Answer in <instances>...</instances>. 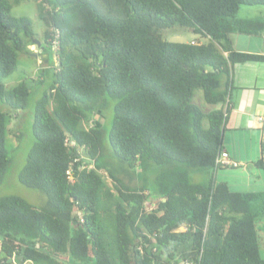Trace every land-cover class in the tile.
I'll use <instances>...</instances> for the list:
<instances>
[{"label":"trees","instance_id":"16d2710c","mask_svg":"<svg viewBox=\"0 0 264 264\" xmlns=\"http://www.w3.org/2000/svg\"><path fill=\"white\" fill-rule=\"evenodd\" d=\"M21 1L0 0V103L14 110L25 106L30 78L11 87L4 79L20 52L35 56L31 19L11 13ZM34 1L43 39L50 46L56 39L57 48L18 179L46 201L0 196V264H264L257 226L264 190H234L213 177L228 167L215 158L230 112L231 68L264 61L231 39L264 31V22L235 14L264 0ZM174 26L205 41L168 40L163 31ZM198 89L212 108L193 101ZM107 97L115 100L109 128ZM6 117L0 108V183L10 162ZM106 144L121 164L102 158ZM253 163L264 175L262 155ZM154 165V188L146 178L131 185L135 168ZM204 169L207 179H191Z\"/></svg>","mask_w":264,"mask_h":264},{"label":"rangeland","instance_id":"374dc122","mask_svg":"<svg viewBox=\"0 0 264 264\" xmlns=\"http://www.w3.org/2000/svg\"><path fill=\"white\" fill-rule=\"evenodd\" d=\"M262 7H264V5H241L235 16H260L262 15ZM11 13L16 16L24 15L31 19L32 27L36 34L35 38L41 42V45L37 46L36 43L33 42L29 46L32 52L36 53V57L25 52H20L18 54L16 69L4 79L6 87H11L23 79L30 78L27 83L29 86H31V92L23 108L14 110L9 108L4 103H0V108L7 112V131L4 139V146L10 158V162L4 172L2 182L0 183V196L14 194L24 198L33 205L39 206L46 201L45 194L39 189L31 188L22 184L18 179V175L24 167L27 154L33 143L32 118L35 103L37 100H39L44 92L49 90L54 78L53 71L55 67V60L51 46L48 45L43 39L45 25L37 15L36 2L34 0H22L19 4L12 7ZM163 33L168 40L172 41H189L192 39L196 41H205L204 38L192 33L188 28L180 26H174L172 28L166 29L163 31ZM48 41H50L49 38ZM40 49L46 50L47 57L44 55L40 56L38 54ZM42 56L44 58L41 59V61L39 58ZM44 66L46 69L42 71V67ZM193 101L198 103L204 110H208L213 107V105H209L203 100L202 91L200 89L195 91ZM114 104L115 100L107 97V106L103 120V125L105 128H109L111 124ZM224 131L225 134L222 135V146L225 148L231 147L232 145L229 141L230 132L227 129H224L223 133ZM104 138H107V133H105ZM254 145L255 142L253 140L251 148H253ZM102 158L112 166H117L119 163L109 144H106V149L104 150ZM237 160L241 163L239 166H228L216 169L215 173L213 174L214 180L216 182L225 181L234 190H264V175L254 167L253 163L250 161V157H244L245 161L237 157ZM159 170L160 167L156 165L145 170H142L139 167L135 168L136 174L140 175V177L137 175L136 179V176H134L130 183L131 185H135L136 183L141 184L145 182L146 178V185H148L150 188H154L155 176ZM102 173L107 183L111 186V179L107 173L105 171ZM210 174L211 171L209 169L200 171L196 170L191 173V179L194 181H202L207 179ZM256 175L259 176V178L256 177ZM154 200L155 198L153 197L150 203H146L147 208L150 209L154 207ZM257 226L263 237L260 252L262 256H264V215L258 219ZM85 264L93 263L85 262Z\"/></svg>","mask_w":264,"mask_h":264},{"label":"crops","instance_id":"0c3cea01","mask_svg":"<svg viewBox=\"0 0 264 264\" xmlns=\"http://www.w3.org/2000/svg\"><path fill=\"white\" fill-rule=\"evenodd\" d=\"M261 14L255 17H242L264 22V7L261 9ZM231 39L233 47L238 51L264 55V31L256 34L235 32L232 33ZM231 79L230 112L225 129L230 132L229 141L232 146L223 148L236 159L238 157L244 160V157L249 156L253 163L261 156L264 126L261 120V117H264V61L252 60L233 64ZM225 105L223 104V107ZM253 140L255 145L251 148ZM256 177L259 178L257 175Z\"/></svg>","mask_w":264,"mask_h":264},{"label":"built area","instance_id":"2783aa9c","mask_svg":"<svg viewBox=\"0 0 264 264\" xmlns=\"http://www.w3.org/2000/svg\"><path fill=\"white\" fill-rule=\"evenodd\" d=\"M54 31H57V29H54ZM55 37V36H54ZM51 48L56 49L57 48V40L54 39L51 41ZM261 120L264 123V117H261ZM215 162L217 165L221 166H230V167H236L240 165V162L232 157L229 152L222 148L219 153L216 155ZM88 166H91L90 164ZM29 262V261H28ZM28 262H23L21 264H29ZM12 263L17 264L15 260L12 259ZM178 264H193L192 261L183 259L178 262Z\"/></svg>","mask_w":264,"mask_h":264},{"label":"water","instance_id":"95a60500","mask_svg":"<svg viewBox=\"0 0 264 264\" xmlns=\"http://www.w3.org/2000/svg\"><path fill=\"white\" fill-rule=\"evenodd\" d=\"M33 41L36 43L37 46H40V45H41V42H40L38 39L34 38ZM35 54H36V53H34V55H35ZM45 56H46V55H45ZM28 85H29V84H28ZM261 155H262L263 160H264V126H263L262 140H261ZM8 260H10V259H8Z\"/></svg>","mask_w":264,"mask_h":264},{"label":"clouds","instance_id":"9594fccd","mask_svg":"<svg viewBox=\"0 0 264 264\" xmlns=\"http://www.w3.org/2000/svg\"><path fill=\"white\" fill-rule=\"evenodd\" d=\"M193 41V40H192Z\"/></svg>","mask_w":264,"mask_h":264}]
</instances>
